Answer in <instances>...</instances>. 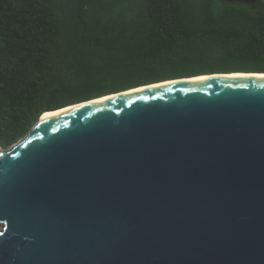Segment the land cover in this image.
Masks as SVG:
<instances>
[{
  "label": "water",
  "instance_id": "1",
  "mask_svg": "<svg viewBox=\"0 0 264 264\" xmlns=\"http://www.w3.org/2000/svg\"><path fill=\"white\" fill-rule=\"evenodd\" d=\"M104 97L0 148V264H264V73Z\"/></svg>",
  "mask_w": 264,
  "mask_h": 264
},
{
  "label": "trees",
  "instance_id": "2",
  "mask_svg": "<svg viewBox=\"0 0 264 264\" xmlns=\"http://www.w3.org/2000/svg\"><path fill=\"white\" fill-rule=\"evenodd\" d=\"M230 73H264V0H0V148L46 112Z\"/></svg>",
  "mask_w": 264,
  "mask_h": 264
},
{
  "label": "bare ground",
  "instance_id": "3",
  "mask_svg": "<svg viewBox=\"0 0 264 264\" xmlns=\"http://www.w3.org/2000/svg\"><path fill=\"white\" fill-rule=\"evenodd\" d=\"M237 76H244V75H237ZM200 78H205V77H200ZM136 90H140V89H136ZM136 90H132V91H130V92H133V91H136ZM107 98H110V97H104V98H101V99H97V100H95V101H91V102H89V103L99 102V101L105 100V99H107ZM89 103H88V104H89ZM71 108H72V107H71ZM69 109H70V108H68V109H59V110H57V111H53V112H46V113L42 114V115H43L42 118L44 119V118H46V117H49V116H52V115H55V114H58V113L64 112V111L69 110Z\"/></svg>",
  "mask_w": 264,
  "mask_h": 264
}]
</instances>
